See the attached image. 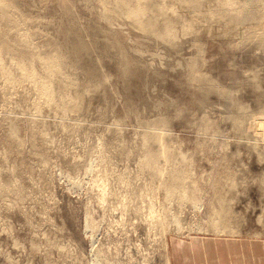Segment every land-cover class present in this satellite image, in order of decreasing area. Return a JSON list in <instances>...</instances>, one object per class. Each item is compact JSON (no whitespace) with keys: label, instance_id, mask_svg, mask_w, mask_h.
<instances>
[{"label":"rangeland","instance_id":"1","mask_svg":"<svg viewBox=\"0 0 264 264\" xmlns=\"http://www.w3.org/2000/svg\"><path fill=\"white\" fill-rule=\"evenodd\" d=\"M263 125L264 0H0V264L264 236Z\"/></svg>","mask_w":264,"mask_h":264},{"label":"crops","instance_id":"2","mask_svg":"<svg viewBox=\"0 0 264 264\" xmlns=\"http://www.w3.org/2000/svg\"><path fill=\"white\" fill-rule=\"evenodd\" d=\"M169 254L172 264H264V236H173Z\"/></svg>","mask_w":264,"mask_h":264},{"label":"bare ground","instance_id":"3","mask_svg":"<svg viewBox=\"0 0 264 264\" xmlns=\"http://www.w3.org/2000/svg\"><path fill=\"white\" fill-rule=\"evenodd\" d=\"M1 4H4V5H6V1H1ZM152 24V23H151ZM150 24V25H151ZM149 25V26H150ZM152 27H154V26H152ZM153 29V28H152ZM154 30V29H153ZM27 63V62H26ZM6 64V63H5ZM19 64V69L20 70H22V71H24V72H28L29 73V76L30 77H32V78H35V76H36V73H35V70H32V71H27V67H26V65H24L23 64V62H21L20 61V63H18ZM30 64H32L31 62H30ZM28 65V64H27ZM59 64L56 62V61H51L50 63H49V67H47V69H50L51 70V72L52 73H55L56 74V72H57V70L59 69ZM5 68V67H4ZM11 69V68H10ZM10 69H5L6 70V73L8 74V76L7 77H9L10 79L12 78V72H11V70ZM29 70V69H28ZM37 72V71H36ZM50 72V71H49ZM49 74V73H48ZM47 74V75H48ZM40 75H41V73H40ZM57 75V74H56ZM42 77V76H41ZM52 76H50V79L51 80H53L52 78H51ZM44 78H46V77H44ZM46 79H48V77L46 78ZM38 80H39V78H38ZM37 81V80H36ZM54 81V80H53ZM50 82V81H49ZM41 83V82H40ZM43 84H44V81H43ZM51 85V84H50ZM53 90V89H52ZM55 90V89H54ZM53 90V91H54ZM55 93H56V91H55ZM57 95V94H56ZM55 97H57V96H55ZM56 100H57V98H56ZM55 100V101H56ZM262 127V126H261ZM263 127H264V125H263ZM186 194V193H185ZM189 194V193H188ZM190 199V198H189ZM192 200V199H191ZM178 224H180L179 223V221L177 222ZM220 223V222H219ZM219 223H217V224H219ZM177 224V225H178ZM215 224H216V222H215ZM181 225V224H180ZM216 227H217V225H215ZM154 228V227H153ZM210 235V234H209ZM224 236V235H223Z\"/></svg>","mask_w":264,"mask_h":264}]
</instances>
